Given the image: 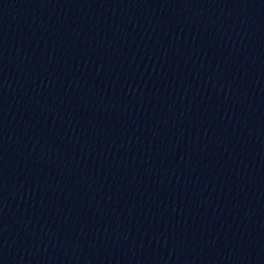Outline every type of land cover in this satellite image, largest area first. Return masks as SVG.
Listing matches in <instances>:
<instances>
[{
    "label": "water",
    "instance_id": "1",
    "mask_svg": "<svg viewBox=\"0 0 264 264\" xmlns=\"http://www.w3.org/2000/svg\"><path fill=\"white\" fill-rule=\"evenodd\" d=\"M0 264H264V0H0Z\"/></svg>",
    "mask_w": 264,
    "mask_h": 264
}]
</instances>
